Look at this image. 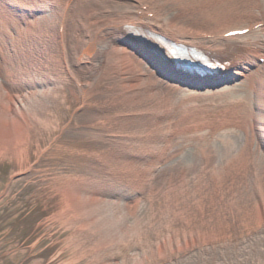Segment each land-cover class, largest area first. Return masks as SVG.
Masks as SVG:
<instances>
[{"label":"rangeland","instance_id":"obj_1","mask_svg":"<svg viewBox=\"0 0 264 264\" xmlns=\"http://www.w3.org/2000/svg\"><path fill=\"white\" fill-rule=\"evenodd\" d=\"M96 1L91 4L95 9L118 11L114 3ZM142 1L150 18L165 21L181 36L192 30L216 38L219 30L240 14V8L227 0ZM83 9L88 10V5ZM78 11L77 6L73 16ZM72 20L68 23H74ZM1 29L0 39L7 34L0 25ZM10 32L11 40L0 41L3 51L8 41L17 37L16 30ZM27 61L34 63V58ZM51 61L52 77L64 76L66 65L57 67ZM2 65L0 62V68ZM17 68L15 63L9 65L5 73L17 77ZM7 74L8 81L1 78L0 82L14 93H24L27 83L13 81L11 73ZM159 83L170 104L165 110L173 119L163 125L167 132V127L170 129L169 141L159 144L162 158L156 164L141 160L128 165L131 126L123 118L121 122L100 123L90 106L79 109L77 123L64 128L63 121L50 127L34 124L33 104L26 114L30 123L27 132L9 139L0 136V264H217L220 255L216 254L224 251L226 257L227 241L218 236L225 227L218 224L222 218L214 215L208 202L226 198V183L233 179L227 175V145L231 143V151L235 146L244 149V139L240 134L237 140L233 131L225 128L211 136L213 117L206 115L205 119V115L192 112L198 108L196 103L186 102L163 81ZM229 97L224 94L207 102L217 113L216 107ZM130 102L122 105L115 101L113 109L116 105L129 109ZM246 107L249 109L250 103L244 102ZM61 111L66 122L72 110ZM254 154L257 159L246 162V170L257 165L259 158L263 161L257 148L249 158ZM132 173L139 174V187H144L136 198L131 195ZM249 174L251 170L242 176ZM199 202L203 203L198 210L203 211L205 222L211 219L213 226L205 232L191 220ZM217 209L223 211L221 206ZM183 238L188 240L187 247L181 244ZM241 238L237 234L229 244L231 256L240 248ZM240 255L234 258L241 264L250 261Z\"/></svg>","mask_w":264,"mask_h":264},{"label":"bare ground","instance_id":"obj_2","mask_svg":"<svg viewBox=\"0 0 264 264\" xmlns=\"http://www.w3.org/2000/svg\"><path fill=\"white\" fill-rule=\"evenodd\" d=\"M95 1L0 0V25L7 32L0 41L12 39L11 28L17 33L8 41L5 51L0 45V62L4 64L0 68L1 78L8 81L7 73H11L13 81L27 83L24 93H14L0 82V136L7 135L9 139L27 132L30 123L26 114L33 104L34 124L50 127L63 121L64 128L73 121L77 123L79 109L90 106L100 123L121 122L123 118L131 126L128 165L144 160L147 165L156 164L162 158L159 144L169 141L170 129L167 127V132L163 125L167 119H173L171 112L165 110L170 104L161 92L159 82L163 81L172 93L198 105L192 112L213 117V123H209L211 136L225 128L233 131L237 140L240 134L244 139L246 149L235 146L231 151L233 146L227 145V175L233 179L226 183V198L208 202L214 215L222 218L218 224L225 229L217 235L226 239L228 247L226 260L224 251L215 253L220 255L216 263L241 264L234 258L241 254L247 256L243 257L245 262L250 260L246 264H264V0H227L240 8V14L221 28L216 38L199 36L192 30L186 31L185 36L177 34L165 21L150 18L142 0L96 1L116 4L117 12L95 9L91 5ZM82 4L89 9H83ZM77 6L80 14L73 16ZM70 20L74 23L69 24ZM172 43L187 46V53H181L184 58L192 57L188 51L195 47L206 56L205 63H216L217 71L212 77L196 78L193 73L205 70L204 61L194 62L197 71L187 70V62L183 64L178 61L179 56L169 52L174 47ZM28 57H33L34 63L28 62ZM51 59L57 67L66 65L64 76L52 77ZM14 63L20 76L5 73L7 66ZM224 94L230 97L216 107L217 115L207 101ZM115 101L122 105L131 101L130 107L116 105L113 109ZM244 102L250 103L249 109L243 108ZM100 104L106 107L98 108ZM63 108L72 110L66 122ZM255 148L263 161L259 158L257 165L247 169L251 174L243 177L246 162L257 159L255 154L251 159L248 156ZM132 175L131 195L136 198L144 187H139V174ZM200 204L203 203L195 206L191 220L205 232L213 226L211 219L205 222L203 211L198 210ZM218 206L223 207L222 212ZM252 230L256 233H249ZM237 234L242 241L231 256L229 244ZM180 241L185 247L189 244L186 238Z\"/></svg>","mask_w":264,"mask_h":264}]
</instances>
